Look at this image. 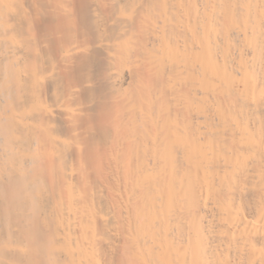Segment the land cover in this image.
Listing matches in <instances>:
<instances>
[{
    "label": "bare ground",
    "instance_id": "obj_1",
    "mask_svg": "<svg viewBox=\"0 0 264 264\" xmlns=\"http://www.w3.org/2000/svg\"><path fill=\"white\" fill-rule=\"evenodd\" d=\"M0 264H264V0H0Z\"/></svg>",
    "mask_w": 264,
    "mask_h": 264
}]
</instances>
